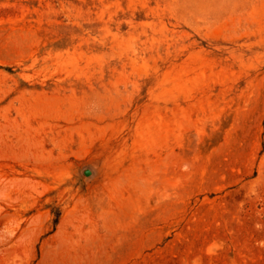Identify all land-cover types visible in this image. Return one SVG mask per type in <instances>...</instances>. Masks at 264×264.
Returning a JSON list of instances; mask_svg holds the SVG:
<instances>
[{
	"label": "rangeland",
	"instance_id": "rangeland-1",
	"mask_svg": "<svg viewBox=\"0 0 264 264\" xmlns=\"http://www.w3.org/2000/svg\"><path fill=\"white\" fill-rule=\"evenodd\" d=\"M0 264H264V0H0Z\"/></svg>",
	"mask_w": 264,
	"mask_h": 264
},
{
	"label": "water",
	"instance_id": "water-1",
	"mask_svg": "<svg viewBox=\"0 0 264 264\" xmlns=\"http://www.w3.org/2000/svg\"><path fill=\"white\" fill-rule=\"evenodd\" d=\"M84 174H85V175H89V174H90V170H88V169L85 170Z\"/></svg>",
	"mask_w": 264,
	"mask_h": 264
}]
</instances>
